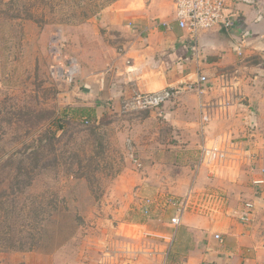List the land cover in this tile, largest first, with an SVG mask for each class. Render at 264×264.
Listing matches in <instances>:
<instances>
[{
    "label": "rangeland",
    "instance_id": "1",
    "mask_svg": "<svg viewBox=\"0 0 264 264\" xmlns=\"http://www.w3.org/2000/svg\"><path fill=\"white\" fill-rule=\"evenodd\" d=\"M166 1L171 8L168 0H0V264L136 262L141 244L118 231L131 233L127 225L142 220L139 198L156 191L161 199L179 196L194 180L202 138L191 93L182 89L150 110L127 107L132 95L96 116L93 106H84L87 86L63 87L46 74L54 30L68 35L65 50L73 55L75 33L97 26L101 35L104 14L129 5L149 16L162 14ZM87 46L102 48L95 41ZM94 58L100 61L99 54ZM237 75L231 71L227 84ZM250 109L257 120L247 128L241 118L244 130L237 136L251 140L253 155H264L258 139L264 137V112ZM218 129L213 126L211 135ZM196 182L217 186L208 185L202 172ZM237 182L227 191L230 199L246 194Z\"/></svg>",
    "mask_w": 264,
    "mask_h": 264
},
{
    "label": "crops",
    "instance_id": "2",
    "mask_svg": "<svg viewBox=\"0 0 264 264\" xmlns=\"http://www.w3.org/2000/svg\"><path fill=\"white\" fill-rule=\"evenodd\" d=\"M168 1L171 8L166 1V11L162 14L155 11L149 16L133 5L114 10L110 16L104 14L108 22L104 19L103 37L97 26L88 27V30L83 28L81 34L74 35L73 55L68 54L79 66L81 85L89 88L85 89L88 94L84 104L88 103L84 106H93L96 116L110 104L114 107L135 93L181 88L187 83H196L199 75L205 76L201 94L189 93L197 101L200 133V114L204 108L210 117V134H200L202 143L196 176L186 190L175 197H182L193 188L221 195L225 204L209 216L185 214L180 225L174 228L169 222L173 210L161 199L163 194L156 191L153 196L139 198L142 220L127 225L133 231L130 233L122 228L118 235L141 244L139 253L142 256L136 262H129L131 264H264V155H253L256 152L250 149L251 140L237 136V129L244 130L239 124L241 118L247 128L254 126L257 120L251 106L259 113L264 112V0H227L225 12L232 20L231 27L227 31L220 27L202 31L196 38L177 28L173 2ZM129 18L135 20L133 25L123 24V20ZM66 38L69 39L68 35ZM104 40L119 41L121 46L118 49L106 46ZM92 41L101 43L102 48H84ZM240 42L245 47L238 55L236 45ZM96 54L100 61L94 58ZM231 71L238 75L228 85L226 80ZM242 73L247 75L246 78H240ZM81 95L75 93V96ZM224 103L228 107L221 112ZM162 113L167 117L169 107L166 106ZM213 126L219 129L211 135ZM225 136L245 142L249 157L229 171L211 174L201 163L200 147H209ZM258 139L264 140V137ZM201 172L208 185L217 184L214 189L197 186ZM255 181H262V184L254 186ZM236 182L246 194H232L230 199L227 191L232 190ZM146 199L150 201L147 216L141 211ZM245 203L253 205L247 221L242 219ZM215 235H219V239H215Z\"/></svg>",
    "mask_w": 264,
    "mask_h": 264
},
{
    "label": "built area",
    "instance_id": "3",
    "mask_svg": "<svg viewBox=\"0 0 264 264\" xmlns=\"http://www.w3.org/2000/svg\"><path fill=\"white\" fill-rule=\"evenodd\" d=\"M226 3L227 0H173L174 22L179 30L187 31L193 38H196L200 32L209 31L215 27L227 31L232 25V20L226 15ZM65 43L66 38L61 30L56 29L51 33L47 44L49 60L47 76L53 83L63 87L75 90H79L81 87L85 89L86 87L80 83V70L76 59L66 53ZM244 47L245 44L242 42L236 45L238 55L242 54ZM205 82V76L199 75L196 83H187L182 88L167 87L157 92H138L133 94L127 107L137 110L157 109L174 98L182 89L188 92H197L200 95L201 86ZM227 107L228 104L224 103L221 106V109L223 108L221 112H224ZM209 121V115L204 111V108L201 109V133H203V125ZM84 123L88 124L86 120ZM248 150V145L245 142L225 136L209 147L205 145L200 147L201 163L209 169L211 174L222 173L224 170H231L234 165H242V160H247L249 157ZM261 184L262 181L253 182L254 186ZM164 203L173 210V216L169 222L174 228H177L185 214L195 213L209 216L220 211L225 204V198L216 193L195 191L190 188L182 197H166ZM144 204L141 211L147 216L150 213L148 208L150 201L146 199ZM252 207V204H244L246 212L243 213V221H247ZM215 239H219V235H215Z\"/></svg>",
    "mask_w": 264,
    "mask_h": 264
},
{
    "label": "trees",
    "instance_id": "4",
    "mask_svg": "<svg viewBox=\"0 0 264 264\" xmlns=\"http://www.w3.org/2000/svg\"><path fill=\"white\" fill-rule=\"evenodd\" d=\"M66 51V50H65ZM48 64H49V60H48V56H47V66H48ZM47 66H46V68H47ZM47 74V73H46ZM47 78H48V76H47ZM49 79V78H48ZM50 80V79H49Z\"/></svg>",
    "mask_w": 264,
    "mask_h": 264
}]
</instances>
